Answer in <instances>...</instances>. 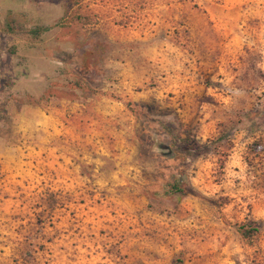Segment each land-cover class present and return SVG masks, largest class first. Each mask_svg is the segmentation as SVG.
I'll return each mask as SVG.
<instances>
[{"label": "rangeland", "instance_id": "obj_1", "mask_svg": "<svg viewBox=\"0 0 264 264\" xmlns=\"http://www.w3.org/2000/svg\"><path fill=\"white\" fill-rule=\"evenodd\" d=\"M0 264H264V0H0Z\"/></svg>", "mask_w": 264, "mask_h": 264}, {"label": "trees", "instance_id": "obj_2", "mask_svg": "<svg viewBox=\"0 0 264 264\" xmlns=\"http://www.w3.org/2000/svg\"><path fill=\"white\" fill-rule=\"evenodd\" d=\"M12 24H13V21H11V24L10 23L6 24V27H5V31L6 32H10L11 33V32H15V30H18L16 32L26 33V34L30 35L31 37H33V38L40 36L41 34L47 32L48 30H50L53 27V25H46V26H36V27H32V28L20 27L18 29V27H16L15 25H12ZM184 148L180 147V149H182V150H185ZM170 188L172 190V193H176V192H181L182 191L180 189V187H178L176 182L171 183L170 184ZM247 232H249V231H244L243 234L245 236H248Z\"/></svg>", "mask_w": 264, "mask_h": 264}]
</instances>
